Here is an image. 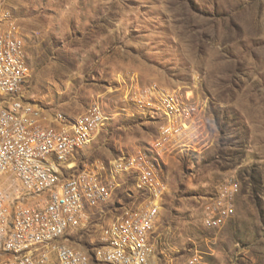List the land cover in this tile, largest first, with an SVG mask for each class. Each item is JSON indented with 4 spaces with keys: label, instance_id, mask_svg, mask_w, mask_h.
<instances>
[{
    "label": "rangeland",
    "instance_id": "rangeland-1",
    "mask_svg": "<svg viewBox=\"0 0 264 264\" xmlns=\"http://www.w3.org/2000/svg\"><path fill=\"white\" fill-rule=\"evenodd\" d=\"M11 24L24 100L106 116L71 174L138 151L156 164L157 264H264V0H0V32ZM233 185L230 219L205 227L202 204ZM146 202L122 177L70 242L91 252L102 226Z\"/></svg>",
    "mask_w": 264,
    "mask_h": 264
},
{
    "label": "built area",
    "instance_id": "built-area-1",
    "mask_svg": "<svg viewBox=\"0 0 264 264\" xmlns=\"http://www.w3.org/2000/svg\"><path fill=\"white\" fill-rule=\"evenodd\" d=\"M24 55L21 37L8 25L0 32V264H157L153 229L162 187L156 164L138 151L71 174L73 154L98 134L106 116L97 104L70 118L24 100ZM124 176L147 202L102 226L91 252L72 245L69 236L86 224V211L107 202ZM7 186L17 200L9 199ZM236 191L233 185L202 204L205 227L227 223Z\"/></svg>",
    "mask_w": 264,
    "mask_h": 264
}]
</instances>
